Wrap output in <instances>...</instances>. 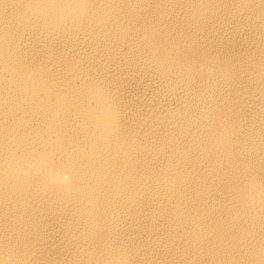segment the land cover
Returning <instances> with one entry per match:
<instances>
[{"label":"bare ground","instance_id":"obj_1","mask_svg":"<svg viewBox=\"0 0 264 264\" xmlns=\"http://www.w3.org/2000/svg\"><path fill=\"white\" fill-rule=\"evenodd\" d=\"M0 264H264V0H0Z\"/></svg>","mask_w":264,"mask_h":264}]
</instances>
